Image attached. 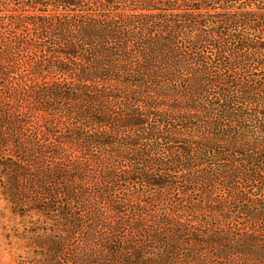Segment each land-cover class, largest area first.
Instances as JSON below:
<instances>
[{"label": "trees", "instance_id": "trees-1", "mask_svg": "<svg viewBox=\"0 0 264 264\" xmlns=\"http://www.w3.org/2000/svg\"><path fill=\"white\" fill-rule=\"evenodd\" d=\"M0 108L28 159L2 164L1 194L19 217L61 213L67 264H264V0H0ZM176 179L238 209L122 213Z\"/></svg>", "mask_w": 264, "mask_h": 264}, {"label": "rangeland", "instance_id": "rangeland-1", "mask_svg": "<svg viewBox=\"0 0 264 264\" xmlns=\"http://www.w3.org/2000/svg\"><path fill=\"white\" fill-rule=\"evenodd\" d=\"M17 5V6H21ZM17 8V7H16ZM184 17V16H183ZM174 18V17H173ZM172 18V19H173ZM176 19H183L181 17H176ZM243 31V29H241ZM245 30V29H244ZM8 35V34H6ZM1 110V108H0ZM28 131L25 136L30 138L32 137V132L36 135V140L44 142L45 140L41 136V128L38 126H28L26 128ZM55 135L61 137L64 132L63 126H56ZM32 131V132H30ZM8 129H0V189L3 188L6 180L1 172H3L2 164L8 163L10 160L19 162L20 159H26V155L20 153L15 146L17 142L20 140L19 137H16L13 133L12 137H9ZM46 143L54 142L55 137L53 135L49 136L46 139ZM75 154V152H74ZM73 156V155H72ZM24 185V184H23ZM27 186H22V190L27 191ZM129 189L134 191L135 188L131 187L129 184L128 187H121V192L124 190L125 192ZM2 190V189H1ZM0 190V264H53L54 258L49 256V250L61 239H66L63 243V251L60 254L62 262L66 263L64 254H67V251L71 249L73 245V240L67 237L65 234L67 222L60 218L61 213H54L55 217L47 218V215H43L42 217H38L33 210L23 209L24 216L19 217L16 212L15 207L10 205L6 198L1 194ZM190 190V191H188ZM208 192L210 195H205V188L203 185H197L195 187H188L183 183V180H177L171 188H166L164 191L155 192V190H151L149 188H143L140 191L142 192L144 198V202L148 205L145 206L142 203L143 207L135 206V204H130L127 208L125 207L123 211H125V216H132L133 210L137 208L138 211H155L158 213H162L164 209L171 208V204H179L183 205L185 200L193 203L196 207L204 206V203L207 206L205 201H223L226 203L225 207L231 208L232 211L237 210V203L233 201H229V193L221 186L209 187L207 186ZM162 194V195H160ZM160 195V196H159ZM28 196V194H27ZM135 200V199H134ZM135 203H139V200H135ZM214 203H212L213 205ZM191 205H189V208ZM66 208V207H65ZM66 214L70 216L71 214H77L76 211H71V209H66ZM48 214V213H47ZM123 216V215H122ZM235 218H231V225L229 226L231 229L236 230V227H242L244 221L238 219V222H235ZM85 225V222H82ZM211 223H215L211 220ZM243 228V227H242ZM257 230L264 229V219L260 220L258 224L255 226ZM142 235L143 237L139 236ZM144 233H130L128 236L124 238H128L131 240V243L137 247L141 245H146L148 243V238H146ZM60 238V239H59ZM56 241V242H55ZM155 250H153L154 252ZM212 251V249H211ZM59 256V253L56 257ZM240 257V256H239ZM204 260V261H203ZM214 260L212 252L207 253L204 256V259H201V262H206V264H211ZM227 264H245L240 260H232L231 257L226 259ZM70 264V263H69Z\"/></svg>", "mask_w": 264, "mask_h": 264}]
</instances>
